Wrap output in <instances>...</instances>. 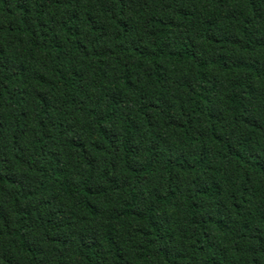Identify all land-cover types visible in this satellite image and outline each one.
<instances>
[{"label": "trees", "instance_id": "trees-1", "mask_svg": "<svg viewBox=\"0 0 264 264\" xmlns=\"http://www.w3.org/2000/svg\"><path fill=\"white\" fill-rule=\"evenodd\" d=\"M0 264H264V0H0Z\"/></svg>", "mask_w": 264, "mask_h": 264}]
</instances>
